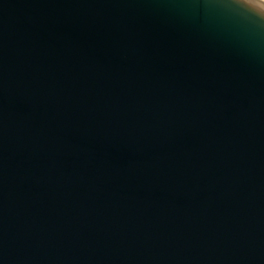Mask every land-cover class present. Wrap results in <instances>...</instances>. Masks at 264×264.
I'll return each instance as SVG.
<instances>
[{"label":"water","instance_id":"water-1","mask_svg":"<svg viewBox=\"0 0 264 264\" xmlns=\"http://www.w3.org/2000/svg\"><path fill=\"white\" fill-rule=\"evenodd\" d=\"M0 264H264V18L0 0Z\"/></svg>","mask_w":264,"mask_h":264},{"label":"snow or ice","instance_id":"snow-or-ice-1","mask_svg":"<svg viewBox=\"0 0 264 264\" xmlns=\"http://www.w3.org/2000/svg\"><path fill=\"white\" fill-rule=\"evenodd\" d=\"M249 13L264 18V0H237Z\"/></svg>","mask_w":264,"mask_h":264}]
</instances>
